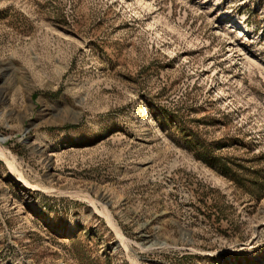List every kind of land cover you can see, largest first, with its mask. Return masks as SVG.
I'll return each mask as SVG.
<instances>
[{
  "label": "rangeland",
  "instance_id": "obj_1",
  "mask_svg": "<svg viewBox=\"0 0 264 264\" xmlns=\"http://www.w3.org/2000/svg\"><path fill=\"white\" fill-rule=\"evenodd\" d=\"M0 264H264V0H0Z\"/></svg>",
  "mask_w": 264,
  "mask_h": 264
},
{
  "label": "trees",
  "instance_id": "obj_2",
  "mask_svg": "<svg viewBox=\"0 0 264 264\" xmlns=\"http://www.w3.org/2000/svg\"><path fill=\"white\" fill-rule=\"evenodd\" d=\"M211 165H212V163H211Z\"/></svg>",
  "mask_w": 264,
  "mask_h": 264
}]
</instances>
